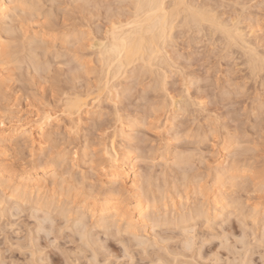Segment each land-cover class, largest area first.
Returning a JSON list of instances; mask_svg holds the SVG:
<instances>
[{
  "label": "rangeland",
  "instance_id": "1",
  "mask_svg": "<svg viewBox=\"0 0 264 264\" xmlns=\"http://www.w3.org/2000/svg\"><path fill=\"white\" fill-rule=\"evenodd\" d=\"M184 2L242 41L209 22L184 26L181 12L150 65L135 59L107 78L101 47L134 18L135 0H20L0 25V132H46L2 146L0 159L55 173L23 202L0 173V264H264V0ZM75 95L79 111L66 104ZM115 153L133 164L137 188L107 181ZM113 185L130 212L144 190L153 215L97 226L83 201L101 202Z\"/></svg>",
  "mask_w": 264,
  "mask_h": 264
},
{
  "label": "bare ground",
  "instance_id": "2",
  "mask_svg": "<svg viewBox=\"0 0 264 264\" xmlns=\"http://www.w3.org/2000/svg\"><path fill=\"white\" fill-rule=\"evenodd\" d=\"M188 4H185L184 0H171L168 5L165 0H135L134 18L125 22L124 24L115 25L116 27L111 29L112 31L110 32L109 41L107 42V44L105 43L106 45H103L101 47V50L99 49L100 59H102L106 65L105 77H107L106 75L110 74H113L114 77L118 73L117 72L115 74V71L119 69L121 70L126 65L131 64L135 59H138V61L141 60L142 62H144V64L150 65V61H152V58L155 57L154 55L156 54V52L162 49L160 48L161 45L159 46V41H162V44L164 43V41L167 39V36L169 34L168 30L170 29L174 18L176 19L177 17L178 19V16L181 12L183 13L181 22H183V25L185 24L184 26H189L191 24L201 25L202 22H209L210 25L207 23L208 26L213 27L212 29L214 31L216 30V32L219 31L221 35L223 34L224 38H226L225 41L227 40L228 42H231L230 44L234 43L237 45V43H240L242 41V36L240 35L241 33L240 31H238V29H234V27L231 29V26L225 25L221 21V23H219L208 10L203 9L204 7H196L195 5L192 6L193 4H190V6ZM19 5L20 0H0V25L5 24L6 20H11L14 11L17 9V7H19ZM249 52L252 54L254 53L252 52V50ZM250 56L252 55L250 54ZM253 57H256V55ZM253 57L252 59H254ZM253 61L255 62L256 59ZM254 62L253 64H255ZM250 63L252 65V62ZM84 100L78 95H75L71 98H68L66 104H69L68 106L72 107V109H74L75 111H79L82 106L86 104ZM18 137L19 139H26L30 140L31 142L41 143L46 139V132L44 131L43 126L35 127L33 125H30L29 127H20L12 125L0 132V148L4 145L6 148L7 146H13L16 143ZM130 151L131 150H129V152ZM75 155L76 154H74L73 157ZM108 156L109 164H107V167L105 166L103 168V171L107 177V181L114 184L119 183L120 186H124L129 178L131 181V186L133 188H137L139 179L137 177V171H131L132 169H134V166L132 167L133 164L131 165L129 162L125 163L126 161L122 159L123 155L121 156V158H119L116 153L113 155L109 154ZM127 157L130 156L127 155ZM6 165L5 163H3V160L0 159V173L5 171V174L8 176L9 180L13 181L14 186L11 190V195L14 199H18L20 201L22 200L21 202H23V200L25 201V199L27 200L29 197L31 198L43 196L42 194H44L51 188H49L48 184L52 185L54 182V180L52 179L55 177V173L52 170H48L43 167L35 168L24 166V168L22 166V170L19 171L18 168L14 166V164L8 163ZM226 167L224 166L223 169L221 168L222 170L221 172H219L221 173L220 175L227 176L226 182L231 183V180L234 178V174L231 171L234 169L231 170L229 169L230 167H227L228 169H226ZM49 180L51 181V183H49ZM2 182L3 179L0 178V183ZM222 188H220L215 193L216 200L214 203V205L216 204L220 207H218L220 210L223 209L222 206L224 205H222V202L225 198L223 194L225 190L223 191ZM118 190L119 189L117 188V191ZM110 191H112L111 193H114L112 195L104 196L101 202H97L98 200L95 197L90 199L91 201L89 202L85 203L83 201L82 209L85 211V213H88L92 219H95V223L97 224V226L99 225L102 227L108 224H116L119 222L122 223L123 221L127 223V221L130 222L131 218H133L131 216L132 214L139 219H143L150 216V214L152 213V211L150 212L149 209L150 207H154V203L148 201L150 199L147 198L148 194L144 190H141L139 194H136L137 199L133 212H130V210L126 208L124 204H122V200H119L118 197L115 196L117 193L115 194L116 187H114V185L110 189ZM87 199H85V201H87Z\"/></svg>",
  "mask_w": 264,
  "mask_h": 264
}]
</instances>
